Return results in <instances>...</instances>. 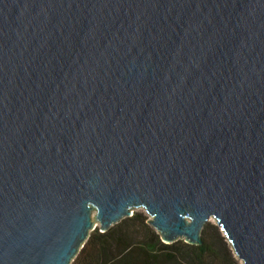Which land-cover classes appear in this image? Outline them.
I'll return each instance as SVG.
<instances>
[{
  "label": "water",
  "instance_id": "water-1",
  "mask_svg": "<svg viewBox=\"0 0 264 264\" xmlns=\"http://www.w3.org/2000/svg\"><path fill=\"white\" fill-rule=\"evenodd\" d=\"M139 208L264 264V0H0V264Z\"/></svg>",
  "mask_w": 264,
  "mask_h": 264
},
{
  "label": "trees",
  "instance_id": "trees-1",
  "mask_svg": "<svg viewBox=\"0 0 264 264\" xmlns=\"http://www.w3.org/2000/svg\"><path fill=\"white\" fill-rule=\"evenodd\" d=\"M201 239L199 245L183 239L164 243L148 216L134 211L106 231H90L71 264H233L229 243L216 224L206 222Z\"/></svg>",
  "mask_w": 264,
  "mask_h": 264
},
{
  "label": "rangeland",
  "instance_id": "rangeland-1",
  "mask_svg": "<svg viewBox=\"0 0 264 264\" xmlns=\"http://www.w3.org/2000/svg\"><path fill=\"white\" fill-rule=\"evenodd\" d=\"M134 211H140V212H143L145 215H147L145 212H144V210L143 209H141V208H139V209H136V210H134ZM133 211V212H134ZM91 219L93 220V222H94V213L92 212L91 213ZM210 223H214V221L211 219L210 221H209ZM215 224V223H214ZM96 227L98 226V222H95V224H94ZM221 230V229H220ZM221 235H223V232L221 231ZM224 236V235H223ZM225 240L227 241V239L225 238ZM228 247H229V249H230V252L232 253V256H233V264H243V262L240 260V259H238L235 255H234V253H233V250L231 249V246L228 244Z\"/></svg>",
  "mask_w": 264,
  "mask_h": 264
}]
</instances>
